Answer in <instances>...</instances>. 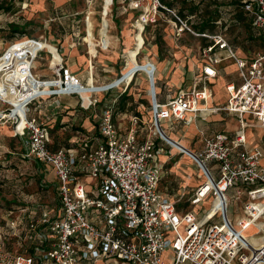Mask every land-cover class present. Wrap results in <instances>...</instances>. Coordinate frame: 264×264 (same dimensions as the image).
<instances>
[{"label": "built area", "instance_id": "built-area-1", "mask_svg": "<svg viewBox=\"0 0 264 264\" xmlns=\"http://www.w3.org/2000/svg\"><path fill=\"white\" fill-rule=\"evenodd\" d=\"M145 1L131 0L127 8L139 10L135 28L140 34L169 14L177 34L189 31L211 43L202 48L206 61L194 85L165 103L150 85L151 119L146 122L139 114L133 115L126 133L115 122L112 104L106 103L99 117L98 140L83 138L75 146L54 149L44 109L66 95L76 96L79 107L90 111L100 104V95L110 84L85 82L68 65L59 47L52 50L42 45L47 39L24 35L0 49V124L10 125L14 137L24 140L25 156L51 169L58 180L53 209L44 206L38 217H29L27 209L10 208L3 216L0 264H81L92 260L107 264H264V148L249 146L246 130L250 124L244 119L250 116L264 129V50L253 58L241 57L223 33H197L177 9L161 0ZM240 1L254 28L264 33V0ZM113 3L109 1L106 9L105 0L99 14L100 29ZM94 15L87 11L82 37L91 60L98 51L110 48V41L101 33L95 36ZM138 42L136 36L133 48ZM221 51L233 59L237 81L226 83L228 99L219 107L213 103L209 85L218 76V65L224 59ZM42 53L48 56L50 75L36 71ZM144 63L152 68L153 76L157 65L149 60ZM140 72L151 78L140 67L134 77ZM123 73L112 82L114 86L129 87ZM218 111L237 114L240 129L235 134L219 131L207 135L199 130L203 144L198 151L175 141L177 153L188 155L203 178L188 198L186 209H181V198H172L161 187L162 156L172 153L161 142L168 139L165 124H188L197 116ZM144 130L146 135L140 138ZM232 202H241L243 210L235 223L229 215ZM205 203L210 207L199 211Z\"/></svg>", "mask_w": 264, "mask_h": 264}, {"label": "rangeland", "instance_id": "rangeland-1", "mask_svg": "<svg viewBox=\"0 0 264 264\" xmlns=\"http://www.w3.org/2000/svg\"><path fill=\"white\" fill-rule=\"evenodd\" d=\"M109 1L111 0H106V9H109ZM130 1L131 0H113L114 3L112 6H110L114 14V21L116 22V24L118 23L117 31L120 45L117 51L120 52V60L117 64L109 60L108 62H106L107 68L111 69L110 72H102V70L100 72L99 67L98 72L100 74V79L97 80L98 83H96L101 85L110 84V89L106 92L103 102L112 104L115 111L114 113L116 116V122L120 124L122 129L125 131L130 128L132 122L131 117L135 114H141V104H144L148 111L151 110L152 103L151 94L149 91L150 78L145 72H140V74L138 73V75L135 77V81L133 80L134 82H131L132 85L131 83L129 84L128 88H126L125 84L121 85L120 87L116 85L114 86L112 82L115 79H120L122 77V72H124L123 77L127 81V83L130 82L134 77L133 73L137 67L142 68L151 76L152 68L148 67V65L146 66V63L144 62L146 61L147 57L153 56L152 49L153 44L156 41H158L159 43L160 59L163 60L169 58L170 56L168 50L171 49V47L168 46V42H166L164 39L163 30H161V32L159 33V31H155V28L151 26H146L144 30L145 40L143 38V35L138 34V45L135 49L131 48V43L129 42L135 40L136 36L134 37L130 30L135 29L134 27L136 19L139 17L140 12L139 10L127 9L128 3ZM147 1L150 2V0ZM185 1L189 2L192 8L195 7L193 3L199 1L200 4H202V9L205 8L204 13L202 14L203 20L205 19L204 26L207 28H211V30H218V32H222L228 39V41L237 48L242 57L253 58L256 53L264 50V33L259 30L257 31L260 32V34H257V32L254 33V29L251 24L252 20L248 15H244V10L242 9L239 0ZM210 4H213L212 9H206V6H209ZM104 5L105 0H0V49H4V46L7 42H10L15 38H20L21 36L27 35L28 37L47 39V41H42V45H48L52 50H55L56 46L59 47L60 51L64 52L67 61H69L71 54L76 52L75 48H77L81 54L85 55L87 48H85L84 45L80 44V42H83L82 37L85 33L86 13L88 10L94 11V19H96L95 23H99L101 21L99 14L101 10H103ZM215 5H218L219 8L215 7ZM221 16L223 19L219 20L220 22L219 24H217L218 27H216V25L212 23V21H215ZM108 17L106 19L104 18L105 26L100 30V33L104 36L105 39L107 35H110V33L107 34L110 23ZM170 17V15L163 16L162 18L164 20L161 18V23L165 25L172 24L169 21ZM183 18H185V15ZM191 20L192 19H188V24L193 30H195V32L203 30L201 28L198 29L199 27L197 28V25L192 24ZM164 26H162L161 28L164 29ZM172 26L174 29V31L172 32L173 40L183 45L182 49L184 50V56L182 57V61L193 59L197 63L198 60L201 59V56L203 58H206V56L203 55V51L202 49H200V47L203 48L204 46H206V44L211 43L210 39L194 35L189 31H185L188 34L187 39L184 40V37H182L181 39L177 40L176 36H178L179 34L176 33V29L173 24ZM126 28L130 29L125 30L124 32L125 36L128 39L127 43L129 46V59L127 54H125L123 44V30ZM89 32L91 33V28H89ZM143 42L145 44L142 50L143 52L141 53L142 57L140 56V58H138L137 55ZM73 43H75V47L71 48V45H73ZM186 47L190 49H186ZM91 50L93 52L95 51L93 45H91ZM42 56V59L39 58L37 60L36 71L40 75H50L51 71L48 67V56H46L44 53H42ZM186 64L188 65V63ZM178 65L179 68H183L182 70H184L185 74L188 73L189 68L184 66V64L178 63ZM174 66L177 65L172 61L170 63L165 62L160 68L161 71H165V77L161 81L159 79H156L154 83V85L159 88L157 91V98L159 100L170 98L176 92L179 93V91L181 90H189V88L195 83V80L193 79L185 81L182 85L181 82H176V80L172 78V71L174 70ZM80 68L84 72L86 77L87 70L85 64H82ZM227 70L230 69L228 68ZM233 72L230 73V76L232 75L237 77V70ZM156 76H158L157 73ZM90 80L93 81V77H91ZM229 80L232 79L226 78L225 81ZM234 80H237V78H235ZM84 81L89 82V80L86 78L84 79ZM216 83L217 87L219 88V97L220 99H223L225 93L222 86V80H217ZM212 86H214V84L209 85V87ZM67 99L68 98L66 95L60 96L57 104L62 105L66 103ZM114 99H116V102H114ZM51 101L54 100L52 99ZM42 105L44 107L45 102H43ZM148 118H151V114L148 115ZM69 123L77 126L80 122ZM202 123L203 122H191L188 124L179 123L174 127L173 133H170V135H172V137L175 139H177V137L179 136L183 140L184 146L186 145V141H188L190 148L198 151L199 147L201 148L203 143L200 140L201 137L199 132L197 131L198 128L196 127V124L200 128L199 130H203L205 132V125L203 126ZM236 123L237 122H235L234 120L228 122L229 127H234ZM168 124L174 123L168 122ZM222 125L225 124L216 123L215 125L210 126L220 128L222 127ZM55 128L58 129V131H54L53 134L55 143V139L57 138H61L63 140V143H67L69 139H73V137L76 136V127L70 126L67 130L64 131L59 130L58 126H56ZM250 130L253 131V134L251 136H258V132L260 131V129H254L251 127ZM250 130L248 131L249 133ZM166 140L167 142L163 140L161 142L167 146V150L171 149L172 153L169 154L168 152H166L162 156L164 171L161 186L162 188L164 187L166 189L167 193H169L170 195H174V198H181L179 207L181 209H186V207L188 206V198L193 193L191 190L192 187L196 189L203 178L200 179L199 177V169L197 167V164L185 153H177V150H175V147L170 142V140ZM19 147L20 148L18 150H20L21 152H25L23 142L19 143ZM18 163L22 162L18 161ZM21 167L23 169L27 167L28 183L29 181H31V183L28 184L27 188L28 194H30L29 192H31V194H36L40 191H43V193L41 192L43 195L41 197V201L44 204L48 205L47 208L53 209L57 205V193L51 186H49L48 189L44 190L40 187V174L42 173H37L38 164L33 159H28V162H25V164ZM9 169H15L18 171L20 167L19 165L14 166L13 164L8 162V158L6 159L2 157L0 163V227L4 225L2 221V214L5 209L15 208L25 203L24 201H21L19 199L20 192H15L11 187L9 188L6 185L3 174L9 172ZM209 207L210 203H205L204 205L199 206V208L197 209L201 211L203 209L207 210ZM229 215L233 223H235L236 217L243 215L241 202L231 203L229 208ZM245 235H249V232H247ZM258 241L260 240L254 239V242Z\"/></svg>", "mask_w": 264, "mask_h": 264}, {"label": "crops", "instance_id": "crops-1", "mask_svg": "<svg viewBox=\"0 0 264 264\" xmlns=\"http://www.w3.org/2000/svg\"><path fill=\"white\" fill-rule=\"evenodd\" d=\"M145 2L148 3L147 0ZM208 7L209 6H206V9H208ZM204 9H202V11ZM167 15H169V14H167ZM247 15L250 17L249 14H247ZM192 16H190V19L191 18L193 19ZM114 19H115L114 14H113V12H111L110 16L108 17L110 24H109L108 31H107V34L110 33L111 37H110V35H107V37H106V40H108V41H110V39H111L110 48L108 50L98 51L96 59L91 60L89 58L87 50H86V54L84 55V54H81L77 48H75L76 52L71 54L69 61H67L68 65L71 66L72 70L74 72L78 73L83 80L86 78L89 81H91L90 78L93 77V81L95 83H98L97 80L100 79V74L98 72V68L100 67V72H101V70H102V72H104V71L110 72L111 69L107 68L106 62H108V60L112 61L113 63H116V64L119 62L120 52H118L117 49L120 45V40L118 37V31H117L118 23L116 24ZM162 19H159V21L155 24L148 25V26L155 28V31L157 30V31H159V33L161 32V30H163L164 39L166 42H168V46L171 47V49L168 50L170 57L162 60V59H160V56H159V54H160L159 43H158V41H156L153 44V49H152L153 50L152 51L153 56L146 58V60H149V61H152L153 63H155L157 65V68H158L157 72H155L153 74V76L149 79V81H150L149 86L151 85V89L153 92L154 91L157 92L159 89L157 86L154 87V83H155L156 79H159L161 81L165 77V73H164L165 71L160 70L161 66L165 62L170 63L173 61V63H175L177 65V66H174V70L172 71L173 72L172 78H174L176 80V82H181V85H182L185 81H188L191 79L195 80L194 82H196V80H198V78L203 74V66H204L205 61H206V58H203L202 56H201V59L198 60L197 63L193 59H189L188 61L187 60L182 61V57L184 56V50L182 49L183 45L181 43L179 44L178 42L173 40L172 32L174 31V29H173L172 24H169V25L162 24L161 23ZM169 21L172 23L171 17H170ZM192 22H194V20H192ZM162 26H164V29L161 28ZM100 30H101L100 29V22L99 23L97 22L95 25V36H96V38H98V36L100 34ZM125 30H130V29L126 28L123 30L124 51H125V54H127L128 59H129V52H128L129 46L127 43L128 39L124 34ZM130 31L132 32V35H134V37L137 36L138 34H140L136 30V28L132 29ZM144 32L141 35H143V38L145 40ZM187 35H188L187 32H183L176 37H177V40L181 39L182 37H184V40H186ZM129 43H131V48L135 49V48H133L134 44H135V40H133ZM80 44L84 45L85 48H87L85 43L80 42ZM73 47H75V43H73V45H71V48H73ZM187 48L188 47H186V49ZM188 49H190V48H188ZM200 49H202V47H200ZM142 52L143 51L141 50L140 53L137 55L138 58H140V56L142 57V55H141ZM237 52H238L237 54L240 53L239 51H237ZM221 54L224 56V59L218 65V71H219L218 76L216 78L211 79V81H210L211 84H214V86H212L213 92H214V100H213L214 105L219 106V107L224 106L227 102V99H228V94H227L226 87H225L226 86L225 84L228 82V81H225L226 78L232 79L229 81H237V80H234L235 78H237L236 76H232V75L230 76V73L236 70V66H235L233 59L227 58L226 57L227 54L224 51H221ZM156 57H158V58H156ZM177 62L179 64H184V66L189 68L187 74H185L184 70H182L183 68L182 69H181V67L179 68V65ZM186 63H188V65ZM82 64H85V66H86V70H87V76L86 77H85L84 72L80 68V66ZM184 66H182V67H184ZM228 68L230 70H227ZM156 73L158 74V76H156ZM233 74H234V72H233ZM134 79H135V77H133V79L128 83H131ZM217 80H222V86L224 88V93H225V96L223 99H220V97H219L220 93H219V88L217 87V83H216ZM181 85H180V87H181ZM177 93L178 92H176L172 97H174ZM105 95H106V92L101 95L100 104L97 105L96 107L92 108L90 111H85L79 107V104H78L79 101H78V98L76 96H67L68 99H67L66 103H64L62 105H58L56 102V104H52L45 109L44 112H45V116L48 119V123L51 127L50 130H51L52 138H53L54 131H58V129L55 128L56 126H58L59 130H61V131L67 130L70 126L76 127V130H75L76 136L73 137V139H69L67 141V143H63V140L61 138L55 139L56 143H55L54 139H52V142H53L52 147L54 149H58L61 147L75 146L83 138H90L94 142L99 139L98 122H99L101 110H102L103 106L106 104V102H103ZM170 98H167L164 100H159V101L162 103H165ZM140 109H141L140 110L141 114H139V115L143 118L144 121L149 122L150 121L149 119H151V118H148V115L151 114V110L148 111L144 104L140 105ZM114 119L116 122L115 113H114ZM244 119H245V122H248V124H250V126L246 130V135H247L249 146L259 145V146L264 148V129L257 126L256 121L253 118H251L250 116H245ZM233 120L235 122H237L236 125L234 127H229L228 122H231ZM69 122H80V123L77 126H74L72 123H69ZM192 122H203L202 123L203 126L205 125V127H204L205 128V134H207V135H210L212 133L219 132V131H224V132H227L229 134H235L240 129L239 117L237 116V114L232 113V112H228V111H218L215 113L208 114L207 116H197ZM173 123L175 125L174 124H168V123L165 124L166 125V132H167V134H169V135H167L168 136L167 138L170 141H177V139H179L178 141H181L182 139L179 136L177 137V139H175L172 137V135H170V133L172 134L174 127L177 126V124L182 123V122L181 121H175ZM216 123H224L225 125H222V127H220V128H217L215 126H213V127L210 126V125H215ZM116 124H117L118 128L120 129V131H122L123 133L127 132L128 129L125 131L122 129L120 124H118L117 122H116ZM196 127L198 128L197 131H199L200 128L197 126V124H196ZM250 127L254 128V129H260V131L258 132V136H251L253 134V131L250 130ZM249 130H250V133L248 132ZM146 132H147V130H145V132L142 131V133L140 134V138H144L146 135ZM20 142H23V146L25 149L24 140L20 137H18V138L14 137L11 126L8 124H0V163H1V159L3 157L6 159L8 158V162L13 164L14 166L19 165V167H20V169L18 171L15 169H9V172H6L5 174H3L6 185L9 188L11 187L13 191L20 192L19 193V197H20L19 199L21 201L25 202V203L19 205L18 207H15V208L27 209L29 217H32V216L38 217L40 215V209L44 206L48 207V205L44 204L41 201V197L43 196L42 195L43 191H40L36 194L35 193L31 194V192H29L30 194H28V192H27L28 184H30L31 181H29V183H28L27 167L23 169L21 166H23L25 164V162H28L29 158H27L25 156L24 151L21 152L20 150H18L20 148L19 147ZM187 142L188 141H186L185 146L187 148L193 150V151H196V150L190 148L189 142L188 143ZM180 144L183 145V140ZM200 149L201 148L199 147V150ZM175 150H176V148H175ZM17 160L19 162H22V163H18ZM35 162L38 164L37 173L38 174L40 172L42 173V174H40V176H41L40 177V183H39L40 187L44 190V189H48V187L51 186L53 188V190L57 193L58 180H57L54 172L51 169L45 168L39 162H37V161H35ZM162 190L165 191V193L167 195L174 198L173 197L174 195H170L169 193H167V191L164 187L162 188ZM191 190L193 192L194 188L192 187ZM8 209L9 208L4 210V212L2 214V218L6 214ZM109 262L112 263L111 261H109ZM81 264H107V263L103 260H92L89 262H83Z\"/></svg>", "mask_w": 264, "mask_h": 264}, {"label": "trees", "instance_id": "trees-1", "mask_svg": "<svg viewBox=\"0 0 264 264\" xmlns=\"http://www.w3.org/2000/svg\"><path fill=\"white\" fill-rule=\"evenodd\" d=\"M240 1V0H239ZM161 2L165 5V6H167V7H169V8H172V9H177L178 10V13L182 16V17H184V15H185V18H188V19H190V16H192L193 17V19L192 20H194V22H192V20H191V23L192 24H195V25H197V28L198 29H203L202 31H196L197 33H206V34H216V33H219L218 32V30H211V28H207V27H205L204 26V22H205V19L203 20V16H202V14L204 13V10L202 11V4H200V2L199 1H197L196 3H193L194 5H195V7L194 8H192V6L190 5V3L189 2H187V1H185V0H182V1H178V0H161ZM240 4H241V7H242V3H241V1H240ZM212 7H213V4H210L209 5V7H208V9L210 8V9H212ZM215 7H217V8H219V6L218 5H215ZM243 9V8H242ZM193 11V12H192ZM195 11V12H194ZM247 12L246 11H244V15H246L247 16ZM250 18H251V16H250ZM220 19H223L222 18V16L220 17V18H218V19H216L215 21H212V23H214L215 25H216V27L218 26L217 24H218V21L220 20ZM252 20V19H251ZM251 24H252V21H251ZM252 27H253V29H254V33H256L257 32V34H260V32H258L257 31V29L256 28H254V26H253V24H252ZM195 31V30H194ZM222 33V32H221ZM230 43V42H229ZM231 45H232V47H233V49L237 52L238 50H237V48L232 44V43H230ZM207 45V44H206ZM238 55H240L241 56V54H238ZM242 57V56H241ZM29 251L31 252H33V250L32 249H29ZM26 253H28V249L26 250Z\"/></svg>", "mask_w": 264, "mask_h": 264}, {"label": "bare ground", "instance_id": "bare-ground-1", "mask_svg": "<svg viewBox=\"0 0 264 264\" xmlns=\"http://www.w3.org/2000/svg\"><path fill=\"white\" fill-rule=\"evenodd\" d=\"M107 18V17H106ZM105 18V19H106ZM110 24V23H109ZM172 144H173V146L177 149V147H178V143H175V141H170ZM179 142V144L182 142V141H178ZM182 145V144H181Z\"/></svg>", "mask_w": 264, "mask_h": 264}]
</instances>
